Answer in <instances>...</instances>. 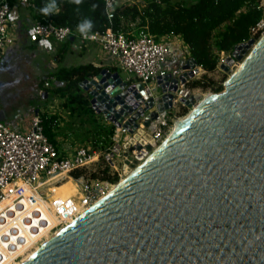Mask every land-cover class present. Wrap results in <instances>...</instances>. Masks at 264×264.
Segmentation results:
<instances>
[{
  "label": "water",
  "instance_id": "1",
  "mask_svg": "<svg viewBox=\"0 0 264 264\" xmlns=\"http://www.w3.org/2000/svg\"><path fill=\"white\" fill-rule=\"evenodd\" d=\"M238 62L223 91L23 264H264V34L236 45L219 69ZM95 67L79 88L96 115L129 133L137 120L148 127L156 109H170L177 85L199 74L191 57L174 65L157 78L167 90L155 107L152 99L143 103L139 85ZM202 98L181 101L189 109Z\"/></svg>",
  "mask_w": 264,
  "mask_h": 264
},
{
  "label": "built area",
  "instance_id": "2",
  "mask_svg": "<svg viewBox=\"0 0 264 264\" xmlns=\"http://www.w3.org/2000/svg\"><path fill=\"white\" fill-rule=\"evenodd\" d=\"M13 2L26 3L25 0H0V59L15 43L9 32ZM132 3L135 1L103 0L108 21L112 20L117 7ZM260 5L262 17L250 30L249 39H254L255 43L264 34V0H260ZM27 37L33 43L49 41L55 47L67 40L72 41L73 48L76 42L82 49L96 45L112 61L111 68L116 67V71L127 74L122 78L127 86L141 87L137 92L143 103L152 99L156 107L163 95L162 90H167V86L157 84V78L170 72L167 65L175 44L168 41L173 40V36L156 38L145 29L126 34L111 28L103 32L72 31L66 26L34 20ZM220 60L221 64L223 58ZM198 68L200 74L202 69ZM55 83L54 77H48L43 87L49 88ZM198 90L179 83L172 93L170 109L160 112L156 109V118L148 127H143L142 119L137 120L138 128L133 133L123 125L113 126L109 142L103 148L84 143L65 149L60 147L57 138L55 143L50 142L43 133L40 114H60L59 110H54L55 103L41 113L32 114L27 128H13L10 123L0 121V264H14L29 248L94 208L112 187L143 164L173 126L187 115L189 109L181 100ZM183 110H186L185 114H182ZM104 168L109 176H116L115 182L89 177L90 173ZM76 171H81L82 175L74 179L72 173ZM67 180L77 184V199L62 198L55 193V189ZM34 238L38 242L33 243Z\"/></svg>",
  "mask_w": 264,
  "mask_h": 264
},
{
  "label": "trees",
  "instance_id": "3",
  "mask_svg": "<svg viewBox=\"0 0 264 264\" xmlns=\"http://www.w3.org/2000/svg\"><path fill=\"white\" fill-rule=\"evenodd\" d=\"M28 4L33 20L66 26L72 31L90 21L91 27L85 28L90 32H103L111 28L126 34L145 29L156 38L179 37L188 49L189 57L204 72L200 78L187 82L186 86L215 93L222 90L221 81L214 82L206 75L216 70L220 53H230L236 45L250 38V30L262 17L263 11L260 0H194L189 5L184 2L171 3L170 0H147L144 5L135 2L117 7L112 20L108 21L103 0H80L79 3L76 0H28ZM44 8H49L47 14L42 11ZM64 44L70 45V40ZM99 70L92 64L61 68L51 76L61 84L49 88L40 86L47 94L45 103L58 98L61 100V110L70 118L77 119L81 124H90L86 133H90L94 148L107 145L114 127L95 114L90 107L89 97L78 84L95 76ZM108 70L113 72L118 69L113 67ZM185 113L186 110H183L182 114ZM40 117L43 133L50 142L55 143L64 118L58 113L47 112L41 113ZM107 171L104 168L90 173L89 177L115 182L116 176H109ZM81 175V171L72 173L74 179ZM62 198L75 199V195Z\"/></svg>",
  "mask_w": 264,
  "mask_h": 264
},
{
  "label": "crops",
  "instance_id": "4",
  "mask_svg": "<svg viewBox=\"0 0 264 264\" xmlns=\"http://www.w3.org/2000/svg\"><path fill=\"white\" fill-rule=\"evenodd\" d=\"M134 1L137 2V0ZM25 2V5L13 2L14 9L12 13V22L9 25V32L14 36L15 43L6 50L0 59V79L2 78L3 72L6 70L12 72V75H15L12 77L14 82L19 83V86L17 85V87L20 89L35 90L40 86H43L46 78L51 77L57 70L61 68L70 69L76 67L65 66L63 64L66 54L74 48L71 44H60L55 47L49 41L43 43L31 42L27 37V32L34 20L32 18L31 9L29 8L28 0H25ZM178 38L179 37H175L173 40ZM70 43H72V41H70ZM92 47L96 50L92 49ZM79 49L80 56H85L89 53L93 54L89 56L88 64L105 67L107 69L113 66L112 61H109L108 58L100 52L96 45H89L87 48ZM185 58L189 57L186 56ZM168 66L173 68L174 65L169 61ZM33 70H35V73ZM30 72H32V74H30ZM31 93H33V95H31ZM39 93L40 91L37 93L30 92V98L35 97V94L39 95ZM30 98L28 100H31ZM51 107L52 103L50 101L44 105L41 104L39 106L29 107L27 109L29 111H27L22 118L6 121V123H10L13 128H27L32 114L36 111L41 113Z\"/></svg>",
  "mask_w": 264,
  "mask_h": 264
},
{
  "label": "rangeland",
  "instance_id": "5",
  "mask_svg": "<svg viewBox=\"0 0 264 264\" xmlns=\"http://www.w3.org/2000/svg\"><path fill=\"white\" fill-rule=\"evenodd\" d=\"M144 1L145 0H141V1L137 0V2H139V4H141V5H144ZM193 1L194 0H170L171 3L184 2L187 5H189ZM168 42L175 44L172 47V54H171L170 62H172L173 65L178 67L180 64H182L184 62V60L187 59V58H185L186 56L189 57L188 49L184 46V43L181 41L180 38H178L176 40H170ZM75 45H76L75 48L72 51H69L66 54V57L64 58L63 64L65 66H72V67L76 66L77 67L79 65H84L85 63H87L89 61L88 60L89 56L93 55V54L89 53L85 56H80L79 55L80 49L78 48V43L76 42ZM177 45L180 47L177 48ZM92 49L96 50L94 47H92ZM228 55H229V53H220L219 60L222 58L224 59ZM108 60L110 61L109 58H108ZM240 63L241 62H238L235 65V67L230 68L229 71L225 73L219 69V67H218L220 64V62H219L216 70L213 73L207 74L206 76L211 78L214 82H220L221 81L220 82L221 86H222L221 91H223L225 82L228 81L229 77L236 70V68L240 65ZM167 69L171 73L174 72L173 68L169 67L168 65H167ZM33 72L35 73V70H33ZM118 72L120 73L121 78L127 77L126 73H124L120 70ZM30 74H32V72H30ZM202 74H204V72L202 70H200V74L197 77H195V79L200 78V76ZM12 76H15V75L14 74L12 75V72H8L5 70L3 72L2 78L0 79V121H3V122L12 121V120H15L16 118L20 119L26 114L27 111H29V110H27L29 107L39 106L41 104H43V105L46 104L40 95L41 91H42L41 87H39L38 89H35V90L20 89L19 87H17V85L19 86V83L14 82L13 81L14 79ZM130 79L133 81L132 76H130ZM58 85H59L58 83H55V85H53V86L56 87ZM39 91H40L39 95L35 94V97L30 98V92H36L37 93ZM197 93H200L203 96H213V95L217 94V93L210 91V90L202 91L200 89L198 90ZM31 95H33V93H31ZM29 98L31 100H28ZM54 101H55V104H54ZM50 102L52 103V105L54 104V106H55L54 110L55 111L59 110L61 116L64 118L63 123L61 124L60 130H59V136L57 138L58 144L60 145L61 148L71 149L74 146H78V145L84 144V143L89 144L92 142L91 138H90V133H88V134L86 133V131L90 129V124H88V123L81 124V123H79V121L77 119L70 118L66 112L61 110V108H60L61 100H59L58 98H55L54 100H52ZM189 111H190V109H189ZM188 113L189 112L187 111V114ZM55 193L59 197L75 195V199H77L79 196V189H78V186L75 182L67 180V182L63 183L62 185H60L59 187H57L55 189ZM57 231H59V230H57ZM57 231L52 232V234L56 233ZM49 236L50 235H48L47 238ZM35 247H37V245L29 248L23 254V256L25 254H27L28 252L32 251L33 248H35Z\"/></svg>",
  "mask_w": 264,
  "mask_h": 264
},
{
  "label": "bare ground",
  "instance_id": "6",
  "mask_svg": "<svg viewBox=\"0 0 264 264\" xmlns=\"http://www.w3.org/2000/svg\"><path fill=\"white\" fill-rule=\"evenodd\" d=\"M233 74V73H232ZM230 78V77H229ZM227 85H228V81H226ZM213 96H203L202 100L197 103L195 106H193L192 108H189L190 111L189 113L178 123H176V125L173 126V128L167 133L166 137L164 138V141L157 146L152 152L151 154L148 156V158L170 137V135L187 119V117L204 101V100H208L210 101ZM147 158V159H148ZM142 165V164H141ZM141 165H139L135 170H133L126 178H124L120 183H118L116 186L112 187L111 191L103 198H101L98 203L96 205H98L101 201H103L108 195H110L116 188H118L124 181H126ZM95 205V206H96ZM71 224L60 228L59 231H57L54 234H51L48 238H46L45 240H43L40 244L37 245V247L33 248L32 251L28 252L27 254H25L24 256H22L17 262H15L14 264H23L25 261H27L31 256H33L38 250H40L44 245H46L51 239H53L55 236H57L59 233H61L63 230H65L67 227H69ZM43 231V230H42ZM40 231V232H42ZM37 239L34 238L32 239V242L36 243L38 241H36Z\"/></svg>",
  "mask_w": 264,
  "mask_h": 264
},
{
  "label": "clouds",
  "instance_id": "7",
  "mask_svg": "<svg viewBox=\"0 0 264 264\" xmlns=\"http://www.w3.org/2000/svg\"><path fill=\"white\" fill-rule=\"evenodd\" d=\"M76 2L79 3L80 0H76ZM42 11H43L45 14H47L48 11H49V8H44V9H42ZM90 27H91V22H90V21H88V22H86L85 24L79 26L81 32H83L85 28H90Z\"/></svg>",
  "mask_w": 264,
  "mask_h": 264
}]
</instances>
